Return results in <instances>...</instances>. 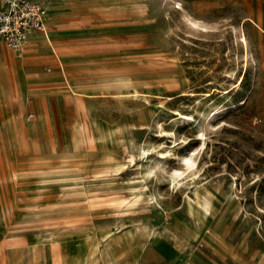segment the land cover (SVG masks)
<instances>
[{
  "label": "rangeland",
  "instance_id": "rangeland-1",
  "mask_svg": "<svg viewBox=\"0 0 264 264\" xmlns=\"http://www.w3.org/2000/svg\"><path fill=\"white\" fill-rule=\"evenodd\" d=\"M40 1L49 50L0 41L26 76L0 82L6 237L264 264V0Z\"/></svg>",
  "mask_w": 264,
  "mask_h": 264
},
{
  "label": "bare ground",
  "instance_id": "bare-ground-1",
  "mask_svg": "<svg viewBox=\"0 0 264 264\" xmlns=\"http://www.w3.org/2000/svg\"><path fill=\"white\" fill-rule=\"evenodd\" d=\"M48 12L49 11L47 9L46 18L48 17ZM45 30H46V28L44 30H34V29H30L28 31V33H27L26 42L23 44L22 47H24V45L25 46L29 45L33 41H36V37H34V36H30L29 37V35H31L32 33L44 32ZM42 39L45 42L44 44L51 43V40H52L49 37H43ZM241 40H242L243 44L246 45V39H245V37L243 36L242 33H241ZM19 50H17V51H19ZM24 51L25 50L23 48V51H22V53L19 56H14V55H12V56L10 55L9 56L8 52H6V51H3V53L0 52V55L2 54L6 58V60L8 61L7 64L2 63V66L4 65L6 71H4V73H3L4 75H2V74L0 75V82L3 83V84H5V85H8L9 88H11V89L14 88V84H16L17 81H21V83H22L24 81V79L26 78V76L24 75L23 77H21V79H19V75L17 73V71H19V61H20V63L22 62V56L24 55ZM13 62L15 64H17L16 67L13 66L14 65ZM10 96H11V94H10ZM185 160L188 161V158L186 157ZM204 205L206 207L207 206V203L204 202ZM112 233L113 232H108V233H105V234H102V235H98V236L100 237L101 241H105V240L108 241V238L110 237V235ZM35 245L36 246H32V245L30 246L29 245L28 250L26 252H23L20 249H18V250L15 251V253H17V252L21 253V259H22L21 264H33L34 262L37 263V264H43V262L45 261V253L46 252H49V250L51 248H55L56 247V245L54 243V240H52L49 243H39V242H37V243H35ZM89 246L90 245H88V248H89ZM90 247H91L90 250H87L88 252H86V253L83 252L81 254V256H80V262H81V264H95V262H94L95 258H97L101 264H109L108 257H107V251L105 249V246L95 247V246L91 245ZM47 258H48L47 259V261H48L47 264H64L63 255L61 253L58 256V258L52 259L51 256H47Z\"/></svg>",
  "mask_w": 264,
  "mask_h": 264
},
{
  "label": "built area",
  "instance_id": "built-area-1",
  "mask_svg": "<svg viewBox=\"0 0 264 264\" xmlns=\"http://www.w3.org/2000/svg\"><path fill=\"white\" fill-rule=\"evenodd\" d=\"M45 4L36 0H0V41L17 51L26 42L30 29L47 28Z\"/></svg>",
  "mask_w": 264,
  "mask_h": 264
},
{
  "label": "crops",
  "instance_id": "crops-1",
  "mask_svg": "<svg viewBox=\"0 0 264 264\" xmlns=\"http://www.w3.org/2000/svg\"><path fill=\"white\" fill-rule=\"evenodd\" d=\"M36 1H40V0H36ZM40 2H42V1H40ZM43 4H45V3H43ZM45 6H46V4H45ZM49 15H50V12H48V16ZM45 23H46V19H45ZM52 23H54V22L49 23V26H48L49 28H50V24H52ZM40 33H42V32L32 33L31 35H29V37L30 36L36 37V41L31 42L29 45H27V47L28 46L36 47V48L38 47V48H42V49H43V47H45L47 50H49L48 46H46L44 44L45 43L44 40L41 37H39ZM0 44H1V42H0ZM3 51L4 50H2V51L0 50L1 53H3ZM8 54H9V56L13 55V53H9V52H8ZM7 62L8 61L6 60V58L1 54L0 55V63L7 64ZM13 64H14L13 66H15V67L17 66V64H15L14 62H13ZM3 221H4V219H3ZM4 225H5L4 223L0 222V264H21V262H22L21 253L13 252V250L9 246L18 247L21 251L26 252L28 250L29 245L35 244L37 242L35 241V242L30 243L29 242V241H31V239H30V240H24V241H21V243H18L17 242L18 237H9V236L6 237ZM113 243H115V242H113L111 239H108V241L105 240V243L103 245V246H105V249L107 251V257H108L109 264H111L110 247ZM62 250H63V248H61L59 244L55 248H51L49 250V252L45 253V261L43 262V264H47V262H48L47 256H51L52 259L58 258L60 253H62ZM94 262H95V264H101L97 258H95ZM33 264H37V263L34 262Z\"/></svg>",
  "mask_w": 264,
  "mask_h": 264
}]
</instances>
